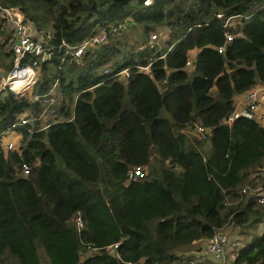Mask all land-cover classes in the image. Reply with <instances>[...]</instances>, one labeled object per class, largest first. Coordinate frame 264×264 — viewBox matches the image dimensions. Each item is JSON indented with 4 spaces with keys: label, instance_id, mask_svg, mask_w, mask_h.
Returning <instances> with one entry per match:
<instances>
[{
    "label": "trees",
    "instance_id": "trees-1",
    "mask_svg": "<svg viewBox=\"0 0 264 264\" xmlns=\"http://www.w3.org/2000/svg\"><path fill=\"white\" fill-rule=\"evenodd\" d=\"M152 1L137 0L134 12L132 0H0L55 49L32 89L52 104L0 99V138L22 115L38 118L33 135L16 130L19 152L0 149V264H183L189 247L228 226L247 239L234 264H264V232L253 234L264 213L241 193L264 185L254 178L264 170V127L246 118L225 124L236 96L264 86V0ZM122 23L127 30L79 64L67 55ZM3 26L0 15V35ZM160 28L169 30L165 43ZM5 55L8 73L14 56ZM126 70L129 78L117 77ZM197 125L213 128L207 141L193 135ZM137 167L147 176L129 182ZM116 243L120 258L104 250Z\"/></svg>",
    "mask_w": 264,
    "mask_h": 264
},
{
    "label": "built area",
    "instance_id": "built-area-1",
    "mask_svg": "<svg viewBox=\"0 0 264 264\" xmlns=\"http://www.w3.org/2000/svg\"><path fill=\"white\" fill-rule=\"evenodd\" d=\"M152 0H144L145 7L152 5ZM0 15L4 20L3 30H10L9 34L4 38H1V42L4 45L5 51L11 53L14 56L13 68L6 74L0 75V99L5 98L9 93H13L19 97L32 96V102L40 104H52L53 99L48 102L44 97L33 96L32 89L38 81V69L42 66V63L50 60L55 54V49L48 46V42L45 41V37L38 33L25 18V15L18 8L0 6ZM218 18H222V15H218ZM228 25L235 26V24L229 22ZM127 30V23H122L118 26H111L109 28H103L96 36L84 41L80 46L76 48H68L63 44L61 48L67 47V55L71 56L74 62L79 64L84 54L96 49L108 43L110 34H117L119 32ZM234 36L226 34L227 43L231 42ZM158 40L156 35L151 37L149 45ZM145 45L139 47V51L144 50ZM224 48H219V52L222 53ZM26 61V64L24 62ZM195 60L187 62V68L193 69ZM137 69L143 73H150V67L139 66ZM108 71H106V74ZM117 77L125 80L130 77L129 70L117 74ZM51 96H55L52 92ZM240 118H246L258 122L264 127V86H257L246 93V103L237 107L235 111L226 119L225 124L231 127L235 121ZM38 126V118L32 117L28 114L22 115L19 122L16 123L9 132H17L18 128L25 129L30 135L36 133ZM7 132L0 138V145L5 153L19 152L20 148L13 139L15 134L8 135ZM194 136L200 141H207L213 134V128L204 127L201 125L195 126ZM4 140H7L3 143ZM22 175L24 177L30 176L32 167L23 163L21 166ZM147 169L137 167L128 174L129 182H139L147 176ZM255 182H258L260 178H264V170L255 175ZM243 195L255 198L257 203L262 208L264 213V185H257L254 187H245L241 192ZM79 230L84 228V222L81 215H78L75 219ZM241 237L238 235L232 239L231 235L226 232H220L214 237L210 238L206 245L195 254L192 263L190 264H228V259L235 261L237 254L242 247ZM120 244H112L104 248L106 253L116 258H120L118 254ZM97 250L90 252L86 257L93 256ZM131 264V263H128ZM177 264V263H176ZM187 264V262L183 263Z\"/></svg>",
    "mask_w": 264,
    "mask_h": 264
},
{
    "label": "rangeland",
    "instance_id": "rangeland-1",
    "mask_svg": "<svg viewBox=\"0 0 264 264\" xmlns=\"http://www.w3.org/2000/svg\"><path fill=\"white\" fill-rule=\"evenodd\" d=\"M132 3L134 4V6H136V10H135V8H134V6H133V8H134V12L135 11H139V6H137V0H132ZM132 20L134 21V23L132 24V27H134L135 25H136V21H135V19L132 17ZM131 26V25H130ZM9 32H10V30H5V34L3 33V34H1L0 35V39L1 38H4L5 36H7L8 34H9ZM49 33L50 34H52V30L51 29H49ZM159 33V32H158ZM160 34V33H159ZM4 35V36H3ZM161 35V34H160ZM45 37V41L46 42H49L50 41V36H44ZM137 39H139V37L137 38ZM159 42H161V40L159 39L158 40ZM119 44H120V47H122L123 45H128L129 44V40H126V41H124V40H122V41H119ZM161 46L163 45L162 43L160 44ZM11 61H12V57H8L7 55H5V48H4V45H3V43L1 42V40H0V71H1V73H2V75L4 74V75H6L5 73H3L4 71L6 72V68L11 64ZM187 131H189V130H187ZM10 134H16L15 132H9L7 135H6V137L5 138H8V135H10ZM194 134V133H193ZM65 169V168H64ZM148 173V172H147ZM260 179H264V178H260ZM237 229V235H241V237L242 238H246V235L244 234L243 235V230L241 231V229L240 228H235V227H232V226H228L226 229H225V232L226 233H231V231H232V229ZM256 231H254L253 232V234H256V235H261L263 232H264V223L262 224V225H260V226H258L256 229H255ZM205 242H206V240H204ZM207 243V242H206ZM199 246L201 247V243H197L196 245H192L191 247H189V251L190 250H193V249H197V248H199ZM89 255V254H88ZM40 256H41V258H42V260H44V258H47L46 257V254H45V252H44V250L43 249H41L40 248ZM87 256V255H86ZM83 258H84V256H83ZM193 260V259H192Z\"/></svg>",
    "mask_w": 264,
    "mask_h": 264
},
{
    "label": "crops",
    "instance_id": "crops-1",
    "mask_svg": "<svg viewBox=\"0 0 264 264\" xmlns=\"http://www.w3.org/2000/svg\"><path fill=\"white\" fill-rule=\"evenodd\" d=\"M230 22L235 24V25L238 24V21L236 19H232V21H230ZM158 31L161 34V39L160 40L162 41V43H165L168 40L169 30L167 28H160V29H158ZM159 46H161V45L159 44ZM197 54H198V51H191L190 52V58L192 60H195L196 57H197ZM3 73L7 74L5 71ZM1 74L2 73L0 71V75ZM245 103H246V94H242V95L236 96L234 98V104H235L236 108L243 106ZM13 139L15 141H17L18 145H20V143H21V141L23 139L21 132L17 131L15 136H13ZM6 141L7 140H4L3 143H5ZM0 149H1V145H0ZM5 154L7 155L8 153H5ZM237 233H238L237 229L233 228L231 233H230L232 239L235 238L236 236H238ZM241 240H242V244L244 245L247 239L241 237ZM197 243L198 244L201 243V247L199 246V248H197V249L186 251L185 254H184V258H185L184 259V263L194 259L195 254L198 253L206 245L205 241L197 242ZM197 243H194V245H196ZM227 262H228V264H234L235 261H231L230 258H229Z\"/></svg>",
    "mask_w": 264,
    "mask_h": 264
}]
</instances>
